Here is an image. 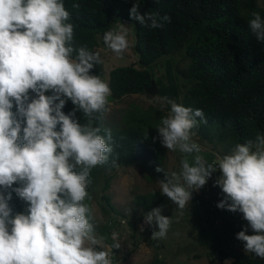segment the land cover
<instances>
[{
    "label": "clouds",
    "instance_id": "1",
    "mask_svg": "<svg viewBox=\"0 0 264 264\" xmlns=\"http://www.w3.org/2000/svg\"><path fill=\"white\" fill-rule=\"evenodd\" d=\"M252 15L249 28L264 42V19ZM130 17L153 29L171 19L141 15L135 4ZM69 20L63 0H0V264H112L110 252L98 250L101 239L85 202L91 170L107 164L114 150L111 131L104 129L102 136L101 127L94 126L108 111L111 89L90 74L101 63L100 55L86 46L74 47ZM127 37L128 28L120 23L105 31L103 42L122 57ZM162 100L170 107L156 126L160 142L184 158L179 173L156 168L165 174L158 181L161 194L184 209L192 191L219 170L215 185L224 198L217 207L243 214L255 234L247 235L244 228L236 238L246 252L264 259V135L236 144L230 154L209 163L192 139L197 118L207 123L203 111L168 97ZM68 101L74 108L65 114ZM77 111L85 123L76 118ZM112 167H119L115 160ZM12 192L27 203L26 213L12 215ZM171 222L162 207L144 214V223L158 228L152 239L166 238Z\"/></svg>",
    "mask_w": 264,
    "mask_h": 264
},
{
    "label": "trees",
    "instance_id": "2",
    "mask_svg": "<svg viewBox=\"0 0 264 264\" xmlns=\"http://www.w3.org/2000/svg\"><path fill=\"white\" fill-rule=\"evenodd\" d=\"M63 3L70 13L68 22L74 25L75 48L86 46L96 53L99 40L109 28H118L120 22L134 25L139 62L110 73L109 87L115 100L147 95L146 90L155 81L160 96L203 111L207 123L199 122L197 118L198 126L192 131L200 142L208 146L215 138L219 139L221 143L213 148L211 155L215 160L214 152L222 154V145L233 149L236 144L255 140L257 134L264 135V42L257 41L249 28L253 13H259L264 19V7L256 0H154L153 8L146 13L171 18L170 22L161 21L163 26L155 29L141 26L130 17L133 5L141 12L145 0H63ZM74 3L79 4L78 9L73 8ZM180 53H184L189 62L188 68L179 72L186 81L183 97L176 85L164 86L156 70L158 62ZM90 74L103 80L102 63L94 65ZM73 108L74 105L68 101L63 111L67 114ZM147 110L144 120L137 112H129L123 115L120 122L108 127L106 112L102 120L94 121V126L101 127L100 135L106 134L104 129L111 131L114 150L107 164L91 170L90 199L85 202L93 209L97 197L95 190L100 189L106 218L109 217L107 208L116 214L106 194L110 188L109 172L122 167H139L149 183L165 179L164 172H157V167H162L170 175L166 170L167 154L160 139L158 141L156 130L161 117L167 112L153 106ZM12 111L16 112L15 104ZM76 118L81 123L86 122L79 111ZM149 126L151 131L147 130ZM161 149L164 157H160ZM214 159L207 162L211 163ZM113 160L119 167H112ZM103 178L105 184H102ZM17 186L19 184L13 185ZM192 195L206 213L200 236L201 245L210 257L217 258L221 264L226 260L231 261L230 264H264V259L253 253L231 249L236 233L234 223L227 217L219 221L211 220L207 214L212 199L196 190L192 191ZM166 198L161 192L140 195L136 198V206L142 210L143 216L159 207ZM9 202L14 215L26 213L27 203L14 192ZM139 222H142V217ZM98 231L95 225V233Z\"/></svg>",
    "mask_w": 264,
    "mask_h": 264
},
{
    "label": "rangeland",
    "instance_id": "3",
    "mask_svg": "<svg viewBox=\"0 0 264 264\" xmlns=\"http://www.w3.org/2000/svg\"><path fill=\"white\" fill-rule=\"evenodd\" d=\"M256 1L261 7H264V0ZM243 2H247V0H243ZM120 23L128 28L129 47L123 56H116L105 46L103 39L99 40L100 45L96 50L103 65V81L108 85L110 73L114 69L137 65L139 62L134 25L129 22ZM188 65L189 62L184 53L163 59L156 64V70L163 85L166 87L171 86V84L176 85L179 91L181 90V97L186 91L183 88L186 81L179 72L185 71ZM157 88L158 92L155 97L148 94L133 95L125 97L121 101H110L106 114L107 126L110 127L119 120L121 121L123 115H127L129 112H137L138 116L144 120L147 118V109L151 106L168 112L170 106L162 100L163 96L159 95V87L157 86ZM147 130L151 131V126ZM159 139L158 134V141ZM192 139L200 146V155L206 161L214 157L211 156L212 150L215 146H219L218 143H221L218 138H215L213 143L208 146L200 142L199 137L195 134ZM222 148V154L219 155L214 152L218 160L224 155L230 154L232 150L226 144L222 145ZM164 149L167 154L166 170L170 174L174 171L179 173L184 154L179 151H169L165 147ZM159 154L160 157H164L162 149ZM188 159L191 163L192 157L189 156ZM108 175L111 176L110 180L108 179L110 188L106 194L110 197L116 214L106 207L109 211V219L104 215L100 189L95 190L97 197L92 206V213L94 223L99 229L95 234L98 239H101L98 250L109 251L112 264H221L217 258L210 257L201 245L200 233L206 213L193 195L184 209H179L168 197L159 206L162 207V215L171 218L172 222L166 238L156 240L152 239V233L158 228L144 223V215L142 216V210L136 206V198L140 195L160 192L158 182L149 183L139 167L118 168L114 172H109ZM105 181L103 178L102 184H105ZM196 191L199 192V189ZM141 217L142 222H139ZM142 225L144 231L140 230ZM116 243H119L120 247L112 248ZM246 253L249 254L250 252Z\"/></svg>",
    "mask_w": 264,
    "mask_h": 264
},
{
    "label": "built area",
    "instance_id": "4",
    "mask_svg": "<svg viewBox=\"0 0 264 264\" xmlns=\"http://www.w3.org/2000/svg\"><path fill=\"white\" fill-rule=\"evenodd\" d=\"M216 161H218V159ZM220 175L221 173L219 172V170L214 172L212 176L208 179L206 185H204L202 188L199 189V193L204 192V194L207 197H210L212 199L208 205V214H207L208 218L214 221H219L223 217H227L230 221H232V223H234L236 233L230 248L246 253L244 249V242L236 238L237 233L242 231L244 228H247V232H246L247 235H252L255 233L248 226V222L245 219H243L242 213H240L239 211L231 212L228 211L227 209H221L217 207V204L224 198V194L222 193L221 188L215 185V182L220 177ZM9 206L11 208L10 202H9ZM12 215H14L13 210H12Z\"/></svg>",
    "mask_w": 264,
    "mask_h": 264
},
{
    "label": "water",
    "instance_id": "5",
    "mask_svg": "<svg viewBox=\"0 0 264 264\" xmlns=\"http://www.w3.org/2000/svg\"><path fill=\"white\" fill-rule=\"evenodd\" d=\"M153 6H154V0H145V6L143 10L140 12V14L144 15L148 10L152 9ZM157 92H158L157 85L155 81H152V86L146 90V93L150 96L155 97L157 95ZM108 99L109 102L115 100V98L112 96H110ZM212 159H214V157H212Z\"/></svg>",
    "mask_w": 264,
    "mask_h": 264
},
{
    "label": "crops",
    "instance_id": "6",
    "mask_svg": "<svg viewBox=\"0 0 264 264\" xmlns=\"http://www.w3.org/2000/svg\"><path fill=\"white\" fill-rule=\"evenodd\" d=\"M231 263V261H229Z\"/></svg>",
    "mask_w": 264,
    "mask_h": 264
}]
</instances>
